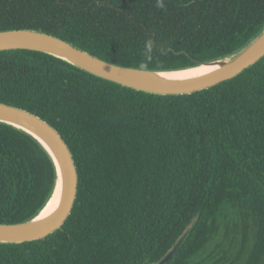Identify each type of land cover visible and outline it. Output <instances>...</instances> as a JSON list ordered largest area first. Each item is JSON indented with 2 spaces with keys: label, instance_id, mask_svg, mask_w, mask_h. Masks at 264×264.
I'll return each mask as SVG.
<instances>
[{
  "label": "trees",
  "instance_id": "trees-1",
  "mask_svg": "<svg viewBox=\"0 0 264 264\" xmlns=\"http://www.w3.org/2000/svg\"><path fill=\"white\" fill-rule=\"evenodd\" d=\"M0 0V31L38 30L104 61L148 70L223 58L264 29V0ZM151 62L141 63L147 39ZM0 102L42 118L78 173L49 236L0 243V264H264V57L231 80L155 95L51 55L0 51ZM54 164L0 123V223L36 216Z\"/></svg>",
  "mask_w": 264,
  "mask_h": 264
},
{
  "label": "water",
  "instance_id": "water-1",
  "mask_svg": "<svg viewBox=\"0 0 264 264\" xmlns=\"http://www.w3.org/2000/svg\"><path fill=\"white\" fill-rule=\"evenodd\" d=\"M30 50L61 59L95 77L155 95H186L206 90L239 75L264 57V29L241 49L210 62L173 70H148L116 65L94 57L90 53L51 34L31 29L0 31V51ZM214 66L204 74L187 78H167L165 75L199 66ZM0 123L21 130L35 139L47 152L54 167V188L44 207L33 218L19 223H0V243H23L39 240L57 231L67 220L73 208L78 188V173L72 153L48 122L24 109L0 102ZM59 190L56 209L39 219L38 216ZM184 236L157 264L167 263L180 247Z\"/></svg>",
  "mask_w": 264,
  "mask_h": 264
},
{
  "label": "bare ground",
  "instance_id": "bare-ground-1",
  "mask_svg": "<svg viewBox=\"0 0 264 264\" xmlns=\"http://www.w3.org/2000/svg\"><path fill=\"white\" fill-rule=\"evenodd\" d=\"M214 66H199V67H195L189 70H185L182 72H177V73H172L169 75H165L164 77L167 78H187V77H192V76H196V75H200V74H204L206 72H209L210 70H213ZM59 190L57 188V190L54 193V196L50 199V201L48 202V204L45 206V208L42 210V212L40 213V215L38 216L39 219L45 218L46 216H48L49 214H51L57 207L58 205V201H59Z\"/></svg>",
  "mask_w": 264,
  "mask_h": 264
},
{
  "label": "clouds",
  "instance_id": "clouds-1",
  "mask_svg": "<svg viewBox=\"0 0 264 264\" xmlns=\"http://www.w3.org/2000/svg\"><path fill=\"white\" fill-rule=\"evenodd\" d=\"M156 6L159 8H163L164 7L163 0H156ZM154 47H155L154 42L150 38L145 41L142 51L144 60L140 65L141 67L144 66V63L151 62V60L153 59Z\"/></svg>",
  "mask_w": 264,
  "mask_h": 264
}]
</instances>
